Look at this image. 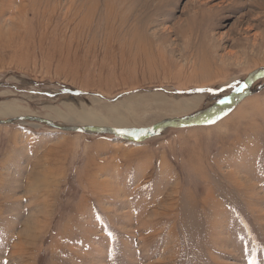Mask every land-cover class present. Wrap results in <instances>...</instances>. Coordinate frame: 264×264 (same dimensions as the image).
I'll return each instance as SVG.
<instances>
[{"label":"rangeland","instance_id":"obj_1","mask_svg":"<svg viewBox=\"0 0 264 264\" xmlns=\"http://www.w3.org/2000/svg\"><path fill=\"white\" fill-rule=\"evenodd\" d=\"M258 72L264 0H0V264H264V78L21 118Z\"/></svg>","mask_w":264,"mask_h":264},{"label":"water","instance_id":"obj_2","mask_svg":"<svg viewBox=\"0 0 264 264\" xmlns=\"http://www.w3.org/2000/svg\"><path fill=\"white\" fill-rule=\"evenodd\" d=\"M264 78V72H258L248 77V79L242 84L239 88H243V91H235L234 94L226 97L223 99L226 101L225 103L218 102L217 104L213 105L211 108L206 110L201 115L194 117V118H184V119H170L161 121L156 123L144 131L130 133L124 129H120L117 127L112 126H101V125H63L59 124L51 119L39 117V116H26L21 117L22 119H28L33 122H38L41 124H45L54 129H60L63 131H73V132H103L113 134L117 137L130 140V141H142L149 137L153 132L157 131L159 128H187L197 124H201L203 122H208L209 120H214L217 118V115L224 107L230 105L231 103L235 102L247 89L248 87L258 78ZM246 85V87H245ZM17 118H9V119H0V124L5 123H14L17 121Z\"/></svg>","mask_w":264,"mask_h":264},{"label":"snow or ice","instance_id":"obj_3","mask_svg":"<svg viewBox=\"0 0 264 264\" xmlns=\"http://www.w3.org/2000/svg\"><path fill=\"white\" fill-rule=\"evenodd\" d=\"M245 87H246V85H245ZM236 90H237V91H243V88H237ZM201 91H202V90H201ZM225 102H226V101H224V100H221V101H220V103H225ZM208 122L211 123V122H214V121L209 120Z\"/></svg>","mask_w":264,"mask_h":264},{"label":"bare ground","instance_id":"obj_4","mask_svg":"<svg viewBox=\"0 0 264 264\" xmlns=\"http://www.w3.org/2000/svg\"><path fill=\"white\" fill-rule=\"evenodd\" d=\"M206 68V67H205ZM203 70V69H202Z\"/></svg>","mask_w":264,"mask_h":264}]
</instances>
